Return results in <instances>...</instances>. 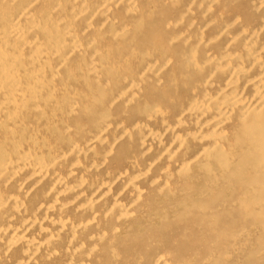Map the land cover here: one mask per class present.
<instances>
[{"label": "bare ground", "instance_id": "bare-ground-1", "mask_svg": "<svg viewBox=\"0 0 264 264\" xmlns=\"http://www.w3.org/2000/svg\"><path fill=\"white\" fill-rule=\"evenodd\" d=\"M0 264H264V0H0Z\"/></svg>", "mask_w": 264, "mask_h": 264}, {"label": "rangeland", "instance_id": "rangeland-1", "mask_svg": "<svg viewBox=\"0 0 264 264\" xmlns=\"http://www.w3.org/2000/svg\"><path fill=\"white\" fill-rule=\"evenodd\" d=\"M116 164V163H115ZM119 165V164H118Z\"/></svg>", "mask_w": 264, "mask_h": 264}]
</instances>
